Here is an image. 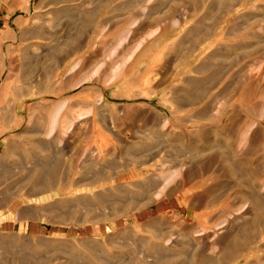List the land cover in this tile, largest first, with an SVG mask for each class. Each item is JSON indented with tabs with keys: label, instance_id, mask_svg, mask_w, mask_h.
Instances as JSON below:
<instances>
[{
	"label": "rangeland",
	"instance_id": "rangeland-1",
	"mask_svg": "<svg viewBox=\"0 0 264 264\" xmlns=\"http://www.w3.org/2000/svg\"><path fill=\"white\" fill-rule=\"evenodd\" d=\"M1 26L9 259L264 264V0H0Z\"/></svg>",
	"mask_w": 264,
	"mask_h": 264
},
{
	"label": "crops",
	"instance_id": "crops-1",
	"mask_svg": "<svg viewBox=\"0 0 264 264\" xmlns=\"http://www.w3.org/2000/svg\"><path fill=\"white\" fill-rule=\"evenodd\" d=\"M3 26H1V28H0V31L2 33L5 30L3 28ZM8 26L6 25V30H7V28H9ZM5 37H7V36H5ZM5 37H3V36L0 37V51H2L1 55H0L1 60H7L8 59V54H7L8 52L6 49H4V45L5 44L7 45V43H8V37L7 38H5ZM1 106H3V103L0 104V107ZM8 122H9V118L7 116L6 117H3V116L0 117V123H8ZM8 250H9V247H8L7 243L5 245L0 244V253H1L0 264H27L23 259H19V258L9 259ZM28 264H41V261L40 260H32V261L28 262Z\"/></svg>",
	"mask_w": 264,
	"mask_h": 264
}]
</instances>
